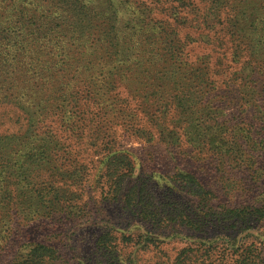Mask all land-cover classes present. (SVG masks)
<instances>
[{
	"label": "rangeland",
	"instance_id": "obj_1",
	"mask_svg": "<svg viewBox=\"0 0 264 264\" xmlns=\"http://www.w3.org/2000/svg\"><path fill=\"white\" fill-rule=\"evenodd\" d=\"M2 1L0 264H264L263 12L192 0L151 30L106 0Z\"/></svg>",
	"mask_w": 264,
	"mask_h": 264
},
{
	"label": "trees",
	"instance_id": "obj_2",
	"mask_svg": "<svg viewBox=\"0 0 264 264\" xmlns=\"http://www.w3.org/2000/svg\"><path fill=\"white\" fill-rule=\"evenodd\" d=\"M3 0L2 2H4ZM12 1L13 4L18 3L19 6H29L34 4H39V0H9ZM197 1V0H196ZM199 1V0H198ZM207 4L209 1L212 3H216L217 6L214 10L216 12L215 16H220L221 10L225 9L227 7L226 3L228 0H204ZM85 0H51V3H55L58 5H64L67 9L72 11H78L79 8H83L85 4ZM192 0H106V17L110 18L109 12L111 13V9H117L118 7H124V11L126 13V16H130L133 21H139L144 26H149L151 30H154L156 25H158V28L162 26V29L165 27H172V24L166 23L164 19L156 18L155 12L160 10L161 5H168L170 6L167 10L170 13L171 17L168 16L166 19H171L174 22L178 23L181 21H184V17L180 16V10L177 12L178 8L185 9L190 5H193ZM245 2H249L253 9H260L262 13V16L264 17V0H245ZM158 9V10H157ZM81 10V9H80ZM79 10V11H80ZM157 10V11H156ZM162 10V9H161ZM116 10L112 12V16L114 17L116 15ZM168 13V14H169ZM25 20H28L30 22L31 18H36V15H29L26 14L23 17ZM235 18V13L229 14L228 17L223 18L225 21V24L231 22ZM63 20H65V17H62ZM168 22V21H167ZM21 27H25V25H21ZM27 27V25H26ZM20 26H19V29ZM168 31V30H165ZM25 32V31H24ZM171 35H173V39L170 40L168 44H166V47L164 50L167 53H171L173 57H175L177 60H182V52L183 45L181 44L177 32L172 28ZM164 40H166L167 35L164 34ZM11 42H3L0 40V68H6L10 67L11 62L15 61L16 56L10 57L9 50L12 49V47L16 46V43L13 45ZM24 46H29V42L26 41ZM7 52V53H6ZM182 100V99H180ZM120 161L124 163V166H126L128 169L131 168L130 160L126 156H121ZM185 176L184 178L189 180L190 182H194L193 177H190L188 175H182ZM184 179V180H185ZM192 184V185H191ZM190 188H194V186H199L198 184L189 183ZM199 191H202L201 188H199ZM140 190L137 193V189L135 187L130 188L125 194L124 197L128 203H130L131 198L134 200H138V202L141 204L143 202L142 197L139 194ZM205 195H208V192L204 193ZM48 254V260L51 258L50 249L48 247H45L43 245H37L34 248L30 249L29 252V259L22 260L18 264H44L41 260H43L42 255ZM183 260V259H182ZM45 264H48L47 262Z\"/></svg>",
	"mask_w": 264,
	"mask_h": 264
}]
</instances>
